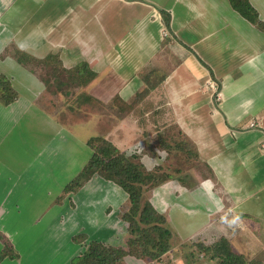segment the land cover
<instances>
[{
    "label": "crops",
    "instance_id": "0c3cea01",
    "mask_svg": "<svg viewBox=\"0 0 264 264\" xmlns=\"http://www.w3.org/2000/svg\"><path fill=\"white\" fill-rule=\"evenodd\" d=\"M249 1L264 22V0ZM0 76L18 92L0 102V264H72L92 240L125 245L121 186L95 174L76 192L64 188L90 160L91 137L127 151L136 136L146 146L157 122L188 141L205 174L146 197L179 239L227 237L258 257L262 246L244 238L258 227L264 242V30L230 0H0ZM70 97L63 110L84 118L63 120L46 104ZM80 233L87 239L76 241ZM120 264L159 262L126 255Z\"/></svg>",
    "mask_w": 264,
    "mask_h": 264
},
{
    "label": "trees",
    "instance_id": "16d2710c",
    "mask_svg": "<svg viewBox=\"0 0 264 264\" xmlns=\"http://www.w3.org/2000/svg\"><path fill=\"white\" fill-rule=\"evenodd\" d=\"M230 2L243 16L264 30V22L249 0H230ZM165 19L169 22L168 17ZM20 59L25 63L29 62L26 57ZM48 60H43V62L46 64ZM146 79L150 88L157 85L152 84L148 77ZM145 91L139 95L142 97ZM139 95L138 100L135 99L128 105L134 106L139 102L141 99ZM17 98L18 92L9 79L0 76V102L8 105ZM88 144L92 148L93 154L79 174L65 186L64 192H76L95 174L117 183L128 194L129 206L121 214V217L128 223L131 238L127 239L125 245L120 246H108L92 240L88 243L87 250L75 258L72 264H120L126 255L152 261L160 260L171 249V239L174 233L167 217L159 212L147 197H144L143 186L145 184H148L150 188L158 186L164 183L170 175L161 174L159 167L154 170H146L140 157L138 154L136 155L142 146L140 148L135 145L127 151H121L112 141L101 135L91 137ZM182 145L189 148L188 141ZM164 147L167 145L162 149ZM74 239L80 242L87 239V235L80 233L75 235ZM192 246H197L198 249L205 251L211 259L220 260L219 264H250L244 253L235 250L227 237H221L212 245L193 242Z\"/></svg>",
    "mask_w": 264,
    "mask_h": 264
},
{
    "label": "rangeland",
    "instance_id": "374dc122",
    "mask_svg": "<svg viewBox=\"0 0 264 264\" xmlns=\"http://www.w3.org/2000/svg\"><path fill=\"white\" fill-rule=\"evenodd\" d=\"M35 65H37V68H41L43 70V75H45V70L43 65H40L37 62H34ZM56 63V62H55ZM56 65V64H55ZM59 68V67H57ZM49 70V73L53 76L57 77H67V75L64 72H61L60 70ZM147 91H145L146 93ZM139 97H141L139 95ZM55 98V96H54ZM74 100V97H70L66 99L65 101H58L57 99H53V105L51 100H47L46 104H50L51 110L59 112L63 120H75L77 118H84L82 114L79 115H70L65 110H63V107H69L72 104V101ZM138 100V99H137ZM74 102V101H73ZM76 103V101L74 102ZM65 111V112H64ZM86 133V131H84ZM140 134V133H139ZM148 140L147 145H142V141L139 140V136L130 138L131 142H134L137 146L141 148H144L139 150L138 156L140 157V161H142L141 155L143 156L144 153L153 154V156L156 158V162L152 163L151 165H146V170H154L156 168H160V173L164 174L165 176L170 175L167 180L169 179H177L178 181H181L183 184H186L188 186L196 185L198 182L196 180L195 175L200 176L201 174H205L204 165L199 163L195 156L191 153L190 149L187 146H183L182 144H185L187 141L181 139V135H179V132L171 126H165L160 125L159 122H157L156 127L151 128L148 132ZM140 138H142L140 136ZM183 141V143H181ZM178 142V143H177ZM133 144V145H134ZM167 145V147L163 146ZM162 146V147H161ZM132 148V147H131ZM159 161V163H157ZM155 165V166H154ZM154 166V168H153ZM166 180V181H167ZM144 197L147 196V192L149 193V190L151 189L148 184H145L144 186ZM129 206V202L127 204ZM128 206H126L128 208ZM102 213H105L102 211ZM102 219L105 218V215H101ZM226 220H228V216L225 217ZM95 219V218H94ZM128 224V223H127ZM258 227H252L248 228L250 231V238H244V239H253L254 240V246L257 248L255 249L260 251L257 256H251L248 253H245L244 255L248 259V262L250 264H264V242L260 241V246H257V242L254 239L255 233L259 232ZM126 230V235H124L123 232H121L119 238L120 239H128L131 238V233L128 229V227L123 229V231ZM262 233V232H261ZM127 237V238H126ZM188 240H182L177 237V235L174 234V236L171 239V249L165 253L160 260H158L159 264H219L218 259H211V257L203 250L198 249L197 246H192L193 242H200L195 241V237L191 238H184ZM252 243V242H251ZM212 245V244H209ZM248 245L249 250L252 251L255 247ZM246 247V246H245ZM193 248V249H192ZM247 248V247H246ZM247 250V249H246Z\"/></svg>",
    "mask_w": 264,
    "mask_h": 264
},
{
    "label": "built area",
    "instance_id": "2783aa9c",
    "mask_svg": "<svg viewBox=\"0 0 264 264\" xmlns=\"http://www.w3.org/2000/svg\"><path fill=\"white\" fill-rule=\"evenodd\" d=\"M165 35H169V31H165ZM206 85L207 87L213 91L214 93V97L216 100H219L221 97H222V91L219 87V83L216 79H213V78H208L207 79V82H206ZM251 126H256V123L255 122H252L251 123Z\"/></svg>",
    "mask_w": 264,
    "mask_h": 264
}]
</instances>
